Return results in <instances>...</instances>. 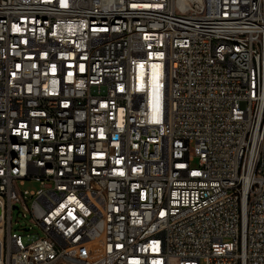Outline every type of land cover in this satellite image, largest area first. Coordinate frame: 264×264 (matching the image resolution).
Instances as JSON below:
<instances>
[{
  "label": "built area",
  "instance_id": "built-area-1",
  "mask_svg": "<svg viewBox=\"0 0 264 264\" xmlns=\"http://www.w3.org/2000/svg\"><path fill=\"white\" fill-rule=\"evenodd\" d=\"M0 264H264V0H0Z\"/></svg>",
  "mask_w": 264,
  "mask_h": 264
},
{
  "label": "rangeland",
  "instance_id": "rangeland-1",
  "mask_svg": "<svg viewBox=\"0 0 264 264\" xmlns=\"http://www.w3.org/2000/svg\"><path fill=\"white\" fill-rule=\"evenodd\" d=\"M25 188H28V189H37L38 188V185L37 184H27ZM17 214L18 213H16V215H15L14 228L16 230H19V225H16Z\"/></svg>",
  "mask_w": 264,
  "mask_h": 264
}]
</instances>
